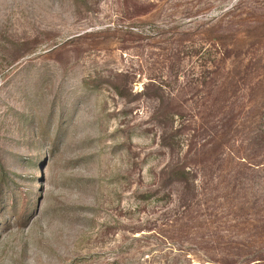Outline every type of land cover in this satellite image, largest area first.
I'll return each instance as SVG.
<instances>
[{"label":"rangeland","instance_id":"1","mask_svg":"<svg viewBox=\"0 0 264 264\" xmlns=\"http://www.w3.org/2000/svg\"><path fill=\"white\" fill-rule=\"evenodd\" d=\"M0 264H264V0H0Z\"/></svg>","mask_w":264,"mask_h":264},{"label":"trees","instance_id":"2","mask_svg":"<svg viewBox=\"0 0 264 264\" xmlns=\"http://www.w3.org/2000/svg\"><path fill=\"white\" fill-rule=\"evenodd\" d=\"M173 173H174V174H177V172H175V171H173L172 174H173ZM179 173H180L181 176L183 175L182 172H179Z\"/></svg>","mask_w":264,"mask_h":264}]
</instances>
